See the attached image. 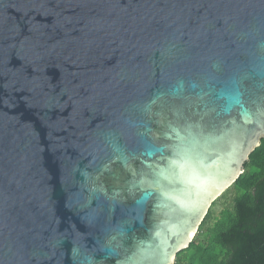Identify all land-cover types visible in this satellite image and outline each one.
<instances>
[{
    "label": "water",
    "instance_id": "water-1",
    "mask_svg": "<svg viewBox=\"0 0 264 264\" xmlns=\"http://www.w3.org/2000/svg\"><path fill=\"white\" fill-rule=\"evenodd\" d=\"M264 138V0H0V264H173Z\"/></svg>",
    "mask_w": 264,
    "mask_h": 264
},
{
    "label": "trees",
    "instance_id": "trees-1",
    "mask_svg": "<svg viewBox=\"0 0 264 264\" xmlns=\"http://www.w3.org/2000/svg\"><path fill=\"white\" fill-rule=\"evenodd\" d=\"M229 193L230 201L216 214L215 205ZM173 264H264V138Z\"/></svg>",
    "mask_w": 264,
    "mask_h": 264
},
{
    "label": "rangeland",
    "instance_id": "rangeland-1",
    "mask_svg": "<svg viewBox=\"0 0 264 264\" xmlns=\"http://www.w3.org/2000/svg\"><path fill=\"white\" fill-rule=\"evenodd\" d=\"M229 201H230V193L225 198H223L222 200H220V202H218L215 205V213L217 214L219 212V210L222 208V206L224 204L228 203Z\"/></svg>",
    "mask_w": 264,
    "mask_h": 264
}]
</instances>
